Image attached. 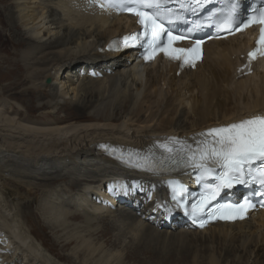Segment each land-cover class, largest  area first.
<instances>
[{
    "label": "bare ground",
    "instance_id": "obj_1",
    "mask_svg": "<svg viewBox=\"0 0 264 264\" xmlns=\"http://www.w3.org/2000/svg\"><path fill=\"white\" fill-rule=\"evenodd\" d=\"M6 10L10 31L18 38L15 45L24 52L20 60L25 76L1 93L28 89L47 120L45 124L22 120L0 101V156L7 155L3 162L21 167L28 160V170L50 176L45 177L48 183L41 179L25 183L15 176L6 179V171L0 170V264H75L54 256L52 248L27 228L25 218L33 191L47 192L49 183L66 180L67 188L77 187L64 196L67 204L55 203L54 196L38 210L44 226L61 236L57 238L63 239L64 247L74 244L72 252L80 262L126 264L115 248L129 235L128 244L136 254L151 251V257L182 262L191 257L192 264H264L259 255L264 254V213H254L243 222L194 229L170 202L166 178L120 168L96 149L112 143L151 156L160 147H175L189 134L264 116V58L256 62L252 75L236 79L234 73L240 54L251 45V30L207 43L201 63L178 72L163 61L140 68L133 62L134 52L100 53L110 39L132 31L133 22L102 8L98 0H13ZM160 82L166 84L169 96L154 91ZM70 92L73 97L67 101ZM187 184L193 189V181ZM241 194L232 188L222 197ZM149 197L155 201L149 202ZM162 201L169 214L161 211ZM111 203L120 209L112 211ZM78 220L81 225H75ZM100 223L104 224L98 231ZM112 231L116 245L109 243L111 250L105 251L108 243L102 239ZM68 240L72 242L65 245ZM192 244L203 247L202 252Z\"/></svg>",
    "mask_w": 264,
    "mask_h": 264
},
{
    "label": "snow or ice",
    "instance_id": "obj_2",
    "mask_svg": "<svg viewBox=\"0 0 264 264\" xmlns=\"http://www.w3.org/2000/svg\"><path fill=\"white\" fill-rule=\"evenodd\" d=\"M100 6L118 8L139 17L138 23L142 31L131 37H125L124 40L127 43L129 40H139L143 37L147 53L145 59L153 58L158 52H163L169 59L184 63H191L199 58L201 44L199 41L194 42L191 48L173 47L175 42L188 37L173 35L165 28L162 13L167 9L164 8V0H100ZM250 8L252 15L237 22V5L233 0H229L228 11L221 16V22L226 28L236 25L234 30H240L241 25L244 28L253 24L260 26L256 49L248 54L249 62L255 59L257 54L264 55V0L259 7L250 5ZM212 19L213 17L210 16L209 20ZM200 135L203 140L198 142L197 149L189 157L194 161L193 166L200 169L204 175H211L214 167H219L222 171L216 177L219 183L210 189V195L199 208L194 206L193 214L202 210L208 200H214L222 189L231 188L234 184L247 183L246 176L252 177V172H246V169H251L253 164H260L256 173L261 185L264 186V116L258 115L226 127L209 129ZM166 150L171 151V149ZM170 186L174 193L182 190L176 182H170ZM250 206L247 200L236 204H221L213 208L209 216L229 220L242 219Z\"/></svg>",
    "mask_w": 264,
    "mask_h": 264
},
{
    "label": "rangeland",
    "instance_id": "obj_3",
    "mask_svg": "<svg viewBox=\"0 0 264 264\" xmlns=\"http://www.w3.org/2000/svg\"><path fill=\"white\" fill-rule=\"evenodd\" d=\"M11 1V2H10ZM13 0H3V1H0V101L3 103L4 106H6V108L8 109V106L11 108L10 111L12 112H17L18 114H20V119L22 120H26L27 122H31V123H35V124H45L46 121L44 119V117H42L43 115H41V113L38 111L37 109V105L38 102H35L33 100V96L32 93L29 92L28 89H25V93H20L19 94V90L18 91H8L6 94H2V90H3V87H7L8 85H12L13 83H15L13 80L15 81H18L16 78L17 77H24L25 76V71L23 70V63L21 62L20 60V57L21 55L24 53L23 52V49H19L16 47V42L18 40L17 36H15L13 34L12 31H10V26L8 24V18H7V10L6 8L9 7V5L12 3ZM55 8V7H54ZM2 24V26H1ZM12 32V33H11ZM11 34V35H10ZM24 34V33H23ZM25 36V35H24ZM121 56V55H120ZM66 72L64 73V76L63 78L65 77L64 79V83H66V80H68L66 77ZM252 75V74H251ZM92 76V75H91ZM137 82L140 83V80L139 78H137ZM144 78L141 79V81L143 82ZM256 80V79H255ZM141 82V83H142ZM264 89V87H262ZM160 90L162 92L163 95L167 94V96L170 95V91H168L167 89V86L166 84H164V82H160L158 87L154 90V91H158ZM9 93V94H8ZM16 93V94H15ZM18 93V94H17ZM2 94V95H1ZM22 94V95H21ZM27 94V95H26ZM8 95V96H7ZM11 95V96H10ZM16 96V97H15ZM16 98L15 100H17V102H14V101H10L9 98ZM73 97V94L70 92L69 93V96L66 98L67 101H69V98H72ZM7 98V99H6ZM171 101H174L175 100V97L172 96L170 97ZM6 100V101H4ZM8 100V101H7ZM31 100V101H30ZM65 100V101H66ZM65 101L63 100V102H60V107H63L65 104ZM20 102V104H19ZM22 103V104H21ZM18 104V105H17ZM23 107V109H22ZM27 107V108H26ZM5 108V109H6ZM35 108V109H34ZM6 109V110H7ZM185 110H187V107L185 106L184 107ZM26 111L29 112V114L27 115ZM42 112V111H41ZM149 112V111H148ZM148 112H144L143 116L144 117H147L148 116ZM22 114V116H21ZM69 113H66L65 115L64 114H59L58 113V116L59 117H63V116H69L68 115ZM63 115V116H62ZM24 117V118H23ZM44 119V120H43ZM47 120V119H46ZM41 121V122H40ZM190 122V121H189ZM72 124L73 123H76V125L78 123H81V122H71ZM70 136V135H69ZM6 157L7 155L5 154H2L0 156V170L2 172V174L5 172L6 175L4 176H7L6 179H9L8 176H15L14 180H18V181H27L25 183H28V180H34L36 182H38L40 179L44 182H47L46 180H48L49 178H46L45 177H49V173H42V172H38V173H34L33 170H28L29 168V163L30 162H26L28 160H25V162L22 163V167L21 166H18L16 164H14L13 161H10V163H5L2 161V157ZM28 165V166H25V164ZM2 164V165H1ZM14 164V165H12ZM6 165V166H5ZM16 165V166H15ZM4 167V169H3ZM24 167V168H23ZM14 170H13V169ZM19 170H18V169ZM27 168V169H26ZM17 172V173H16ZM20 172H23V173H20ZM31 172V173H30ZM7 173L9 175H7ZM20 175H19V174ZM29 173V174H28ZM31 174V175H30ZM40 174V175H38ZM18 175V176H17ZM42 175V176H41ZM25 176H26V179H25ZM38 176V177H37ZM21 177V178H20ZM32 177V178H31ZM42 177V178H40ZM34 178V179H33ZM20 179V180H19ZM39 179V180H38ZM62 182V183H61ZM66 181H59L57 183V181H53L51 183L48 184V187H47V192H40L41 190H38V191H33L31 196H32V201H31V204H29L26 208L27 212L25 214V218L27 220V224H28V229L30 231H33L35 232V234L38 236V238H40V240L44 243V245L48 248H52V250H50V252L53 253L54 256H57V257H67L68 259H70V261H72L73 263L75 264H88L87 262H80L81 259L74 257L73 255V247H74V244L73 245H68L66 247H64L63 243H60L62 242L63 239H59L57 237H61V236H57L56 237V232H52L51 230H49L48 228H46L43 224V219L40 217V214L39 212L41 213L40 210H38L39 208H43V205L42 204H45L47 203L49 200H53L54 199V196H56L55 198H58L57 202L55 201V203L59 204L60 202L63 203V201L65 200V195L66 197L69 196L68 195V192L69 194H73L75 193L76 188L72 187V188H67V185H66ZM48 183V182H47ZM57 183V184H56ZM64 183H65V186H64ZM54 185V186H52ZM59 186V187H58ZM62 187V188H60ZM54 188V189H53ZM64 188V190H63ZM66 188V189H65ZM59 189V190H57ZM69 189V191L67 190ZM51 190V192H50ZM54 190V192H56L57 195H55L54 192H52ZM67 190V191H66ZM64 191V192H63ZM74 191V192H73ZM50 192V194L48 193ZM59 192V193H57ZM61 192V193H60ZM64 194H63V193ZM73 192V193H72ZM67 193V194H65ZM106 193V192H104ZM100 194V196H103V194ZM60 194V195H59ZM63 194V196H61ZM40 195V196H39ZM59 195V196H58ZM38 196V197H37ZM48 196V197H47ZM50 196H51V199H50ZM107 196V195H106ZM49 198V199H48ZM60 198H63L61 200H59ZM33 199H37V200H33ZM43 199V200H42ZM45 199V200H44ZM151 199V200H150ZM40 200V202H39ZM48 200V201H47ZM63 200V201H62ZM149 202L152 201V198L149 197ZM147 200V201H148ZM45 201L44 203H41ZM47 201V202H46ZM67 201V200H66ZM66 201L63 203L65 204ZM155 199L153 198V201L154 202ZM59 202V203H58ZM110 201H108L107 203H109ZM50 203V202H49ZM38 204V205H36ZM61 204V203H60ZM67 204V203H66ZM113 205V209L112 211L116 210V209H120L121 205H118V203H111ZM31 205H32V208H31ZM72 207H74L73 209L75 210L74 212H76L77 214H79L80 216L82 215L80 210L75 208L74 205H72ZM72 209V208H71ZM70 209V210H71ZM72 209V211H73ZM77 210V211H76ZM79 211V212H78ZM111 217V216H109ZM104 219H106V222L108 219V216L105 215ZM82 220H78L76 221V224L74 222L75 225L77 224H80L81 225V222ZM103 224L104 223H100L98 226V231L101 230V228L103 227ZM61 230H59L60 232ZM97 231V232H98ZM99 233V232H98ZM101 233V232H100ZM116 233L113 231L106 234L102 239V241L106 240L107 243H108V247L105 248V251L108 249V250H111V246L112 245H109V243H113V247L116 245V243L114 242V235ZM118 237V236H117ZM1 238V237H0ZM127 239H121L123 242L121 243V240L120 241H117V244H119L115 249L119 250L121 253H122V257L124 256V259H125V263L126 264H192V258L191 257H188L184 262H182L183 260H176L175 257H151L154 255L153 252L151 251H141L139 254H136L132 249H130V244H128L129 242V235L126 237ZM66 240V239H64ZM72 242L71 240H68L65 242V245ZM193 245V244H192ZM191 245V246H192ZM197 245V250H200L202 252L203 250V247H198L199 244H195ZM195 245H193L192 247H194ZM129 247V248H128ZM207 247V245H206ZM210 248V246H208ZM130 252V253H129ZM200 252V253H201ZM129 255V256H128ZM259 255L260 257H264V254H263V251H260L259 252ZM136 256V257H135ZM135 257V258H134ZM198 257V256H197ZM76 258V259H75ZM171 258V259H170ZM59 259V258H58ZM145 260V261H144ZM71 262V263H72ZM139 262V263H138ZM251 262V260H250Z\"/></svg>",
    "mask_w": 264,
    "mask_h": 264
}]
</instances>
